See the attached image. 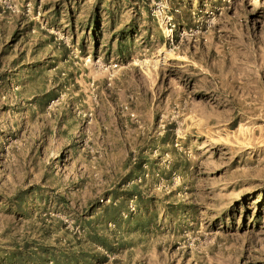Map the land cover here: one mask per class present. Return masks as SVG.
Wrapping results in <instances>:
<instances>
[{
    "label": "rangeland",
    "instance_id": "obj_1",
    "mask_svg": "<svg viewBox=\"0 0 264 264\" xmlns=\"http://www.w3.org/2000/svg\"><path fill=\"white\" fill-rule=\"evenodd\" d=\"M0 264H264V0H0Z\"/></svg>",
    "mask_w": 264,
    "mask_h": 264
}]
</instances>
